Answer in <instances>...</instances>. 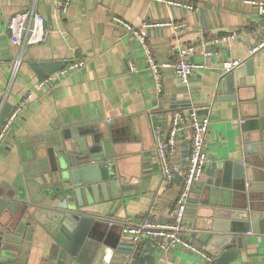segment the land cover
Returning a JSON list of instances; mask_svg holds the SVG:
<instances>
[{
	"label": "crops",
	"instance_id": "1",
	"mask_svg": "<svg viewBox=\"0 0 264 264\" xmlns=\"http://www.w3.org/2000/svg\"><path fill=\"white\" fill-rule=\"evenodd\" d=\"M170 1L182 6L155 0H74L63 14L55 0H0L1 109L7 103L14 108L33 95V101L0 146L3 223L11 217L9 222L13 224L22 210L6 209L5 205L2 208L4 202L22 205L3 196L15 193L22 179L30 182L29 191H35L33 175L45 165V145L55 129L68 128L71 132L86 126L96 135L106 132L112 137L116 179L120 181L117 197L110 194L109 200L101 199L82 210L94 220L82 239L86 241L82 247L87 241H97L98 253L102 251L100 263L88 264H128L137 247L149 255L153 243L144 239L134 246L131 237L123 235L122 227L139 224L146 218L165 221L174 208L189 159L190 136L188 131L178 135L177 152L171 158L174 183L168 187L154 149L155 132L161 130L166 136L177 112L199 109L201 116L211 120L209 162L189 199L186 236L214 261L208 263L185 249H156L154 258L155 264H215L218 249L210 250L215 235L207 229L211 222L228 220L216 218V212L235 211L232 207L244 205L243 197L223 188L227 165L231 161H256L250 155L256 145L253 132L244 133L242 126L251 119L254 108L249 105L256 100L258 109L264 101V48L251 54V49L264 41V18L244 0ZM30 10L43 16L48 34L42 44L22 50L12 44L8 24L15 15ZM116 19L133 27L145 22L183 25L179 31L169 27L149 31L148 42L159 64H173L180 48L193 45L201 50L211 38H233L221 44L211 59L199 53L190 58L205 68L194 70L188 85L179 81L171 66L163 68L162 87L158 89L144 47ZM76 60L85 61V66L60 74ZM234 60L242 61V65L227 73L224 64ZM53 63L60 65L50 74L54 76V87L41 89L38 82L50 75L39 76L35 65L44 69ZM228 74L233 75L235 88L240 89V102L223 101L225 95L220 96L222 80ZM110 221L113 226H109ZM53 245L45 228L36 225L32 242L22 243L16 264H49ZM233 246L239 257L232 264H264V236L253 231L236 234Z\"/></svg>",
	"mask_w": 264,
	"mask_h": 264
},
{
	"label": "water",
	"instance_id": "2",
	"mask_svg": "<svg viewBox=\"0 0 264 264\" xmlns=\"http://www.w3.org/2000/svg\"><path fill=\"white\" fill-rule=\"evenodd\" d=\"M59 67L58 63L46 65L44 69L35 65L41 77L56 72ZM247 67L251 68L252 63L248 62ZM221 85L223 93L220 96L225 95L223 101L240 102V89L235 88L233 75H226ZM253 102L249 105L254 108L251 119L242 126V130L244 133L253 132L251 136L256 145L250 155L256 161H231L227 165L229 170L223 188L243 197L244 205L232 207L235 211L216 212V218L228 220L225 223L211 222L207 229L215 235L210 244V250L218 249L215 264L237 261L238 251L232 247L236 234L253 231L264 236V101L258 109L256 100ZM1 104L0 98V127L13 109L9 103L1 109ZM67 129H55L50 135L51 141L45 145V165L33 175L35 191H29L30 182L22 179L15 193L3 196L22 205L4 202L2 208L5 205L6 209L21 207L22 210L13 224L9 222L11 217L7 223L0 218V264H16L17 255L22 254V243L32 242L36 225L44 227L54 243L49 264H54L52 260H57L55 264L101 262L102 251L98 253L100 246L97 241H87L82 247L88 227L94 224L93 218L82 210L100 203L101 199L109 200L110 194L117 197L120 181L116 179L111 146L113 139L106 132L102 136L96 135L86 126L71 132ZM218 190L217 195H220L221 190ZM148 252L149 255L142 254L137 247L128 264H155L156 248L151 247Z\"/></svg>",
	"mask_w": 264,
	"mask_h": 264
},
{
	"label": "built area",
	"instance_id": "3",
	"mask_svg": "<svg viewBox=\"0 0 264 264\" xmlns=\"http://www.w3.org/2000/svg\"><path fill=\"white\" fill-rule=\"evenodd\" d=\"M57 8L66 14L71 3L74 0H55ZM163 3H170L176 6H182L181 3H175L170 0H155ZM246 6L257 11V14L264 18V0H244ZM123 25L128 33L137 38L144 47L149 68L154 76L158 89L162 87V71L165 67H172L179 81L183 85H188L190 77L194 70L205 68L204 64H197L191 61V57L197 55L208 60L218 54V47L230 41L233 36H217L211 38L207 42L205 49H198L196 46H187L180 48L176 53L177 59L173 64H159L154 56L153 50L148 42V34L151 29L173 28L179 31L183 25L171 22H145L140 27L132 25L116 19ZM8 30L11 34V42L13 45L20 47L22 50L42 44L47 37L48 31L44 27V18L34 10L27 11L23 14H17L12 17L8 24ZM264 48V41L255 45L251 49V54H255ZM18 65V64H17ZM242 65V61L234 60L224 64L227 73ZM85 66V61L76 60L71 62L61 75H67ZM132 71L135 67L131 66ZM41 89H49L54 87V76H48L38 82ZM33 101V95L26 96L18 105H16L9 113L4 123L0 127V146L5 141L8 133L16 123L20 114ZM211 120L209 116H201L199 109H191L187 111L181 110L177 112L171 121L170 128L166 136L161 130L155 132V152L159 158L161 172L168 187L174 183V169L171 161L172 155L177 152L178 135L182 131H188L190 136V153L179 197L174 208L168 213L165 221L146 218L139 224H126L122 227L124 236H130L132 244L137 246L142 240H150L154 247L161 252H168L172 249H185L192 253L200 255L206 262L213 263V259L199 249L192 241L187 238L185 216L190 196L195 191L197 184L204 175L209 155L207 152L209 127ZM109 226H113L114 222H108Z\"/></svg>",
	"mask_w": 264,
	"mask_h": 264
}]
</instances>
